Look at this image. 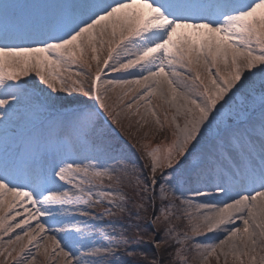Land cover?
Returning <instances> with one entry per match:
<instances>
[{"label": "snow or ice", "instance_id": "snow-or-ice-1", "mask_svg": "<svg viewBox=\"0 0 264 264\" xmlns=\"http://www.w3.org/2000/svg\"><path fill=\"white\" fill-rule=\"evenodd\" d=\"M210 258L264 264V0H0V264Z\"/></svg>", "mask_w": 264, "mask_h": 264}, {"label": "rangeland", "instance_id": "rangeland-1", "mask_svg": "<svg viewBox=\"0 0 264 264\" xmlns=\"http://www.w3.org/2000/svg\"><path fill=\"white\" fill-rule=\"evenodd\" d=\"M70 71H73L74 72L75 69H70ZM73 78H75V77H73ZM141 111H143V109H141ZM149 119H151V117H149ZM161 119H163L162 116H161ZM163 139H164L163 134H157L155 138H152L151 136H149V140L151 141V143L153 145H156V144L160 143ZM105 183H107V181H105ZM19 219H20V217H17V221ZM185 225H186V222H184V224H182L181 226L184 227ZM16 231L19 232V229H17ZM9 235H12V234L10 233ZM208 237H209V239H211L212 238V235L211 234H208ZM4 239H7V237H4ZM196 242L206 243L208 241L205 239V236L204 235H201V236L196 237ZM209 264H216L215 259L214 258H210ZM221 264H223V261H221Z\"/></svg>", "mask_w": 264, "mask_h": 264}, {"label": "bare ground", "instance_id": "bare-ground-1", "mask_svg": "<svg viewBox=\"0 0 264 264\" xmlns=\"http://www.w3.org/2000/svg\"><path fill=\"white\" fill-rule=\"evenodd\" d=\"M212 235V234H211Z\"/></svg>", "mask_w": 264, "mask_h": 264}, {"label": "trees", "instance_id": "trees-1", "mask_svg": "<svg viewBox=\"0 0 264 264\" xmlns=\"http://www.w3.org/2000/svg\"><path fill=\"white\" fill-rule=\"evenodd\" d=\"M151 254V253H150Z\"/></svg>", "mask_w": 264, "mask_h": 264}]
</instances>
